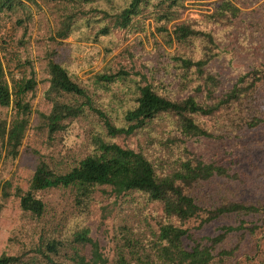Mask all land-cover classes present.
Returning a JSON list of instances; mask_svg holds the SVG:
<instances>
[{
  "label": "trees",
  "instance_id": "trees-1",
  "mask_svg": "<svg viewBox=\"0 0 264 264\" xmlns=\"http://www.w3.org/2000/svg\"><path fill=\"white\" fill-rule=\"evenodd\" d=\"M190 1L208 4L201 20H181ZM92 3L0 0V16L28 14L31 5L52 7L54 42L93 17L100 23L97 37L145 32L148 22L161 39L146 72L108 67L91 78L104 88L133 83L135 104L121 125L69 75L55 49L45 65L49 109L33 111L26 96L36 90L35 72L17 78L0 41V108L11 111L0 117V162L19 156L34 114L37 132L49 142L87 114L109 138L92 136L93 148L76 157L38 153L25 189L0 182V198L14 197L36 226L31 245L18 254L0 253V264H264V169L252 179L193 149L201 140L236 141L264 156V138L247 140L264 131V64L229 87L209 68L211 49L236 29L241 9L232 0H126L115 12ZM100 193L117 209L109 254L87 227L72 225L74 214L88 211ZM216 221L226 223L214 236L192 232Z\"/></svg>",
  "mask_w": 264,
  "mask_h": 264
},
{
  "label": "rangeland",
  "instance_id": "rangeland-1",
  "mask_svg": "<svg viewBox=\"0 0 264 264\" xmlns=\"http://www.w3.org/2000/svg\"><path fill=\"white\" fill-rule=\"evenodd\" d=\"M232 1L241 9V16L232 34L227 32L224 40L218 42L216 49H211L214 59L209 66L212 73L220 77L225 87H229L239 74L245 73L255 65L264 64V0ZM125 4L126 0H93L92 3L94 7L109 12H115ZM29 10L25 15L19 12L0 16V41L8 49L7 63L17 78L23 74L29 75L31 68L35 72L36 90L26 96L33 111L46 112L49 109L44 98L48 88L45 65L49 52L55 49L58 61L69 75L87 86L94 93L97 104L106 110L117 125H121L124 113L135 104L133 83L125 81L104 88L93 84L91 78L108 67H124L131 73L146 72L145 67L158 55L154 48L155 40L161 43L153 24L146 22V31L141 33L116 31L97 37L96 27L100 23L93 17L77 21L67 40L58 39L54 42L51 40L52 7L41 5L39 8L31 5ZM208 10V4L186 2L181 10V20H201ZM164 51L173 52L167 49H163ZM10 114L9 109L0 108L1 118H7ZM37 123L34 114L19 156L15 160L0 162V182L10 180L14 186L20 185L25 189L34 172L38 153L76 157L93 148L91 137L94 135H100L109 141L92 115L87 114L84 119L74 122L66 134L59 135L52 142L37 132ZM258 138H264V131L250 136L247 140ZM116 142L134 145L133 140L117 139ZM248 146L236 141L201 140L193 149L206 158L218 159L231 168L247 172L255 179L264 169V156L258 150L254 151L250 144ZM101 197V193L97 194L88 211L75 213L72 225L78 228L87 227L103 251L109 254L112 225L117 209H113L109 202L102 201ZM0 207V253L18 254L35 240L36 226L20 211L18 201L14 197L8 200L0 198ZM225 223L216 221L200 231L192 232L197 237H211L216 235L219 227Z\"/></svg>",
  "mask_w": 264,
  "mask_h": 264
}]
</instances>
